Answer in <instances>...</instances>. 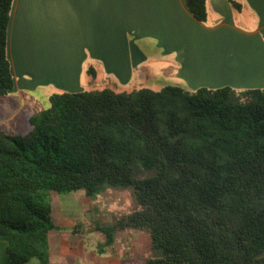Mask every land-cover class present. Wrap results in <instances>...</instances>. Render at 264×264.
<instances>
[{
	"label": "trees",
	"instance_id": "trees-1",
	"mask_svg": "<svg viewBox=\"0 0 264 264\" xmlns=\"http://www.w3.org/2000/svg\"><path fill=\"white\" fill-rule=\"evenodd\" d=\"M13 3L0 0V95L15 85ZM185 3L207 21L208 0ZM29 122L24 135L0 129V239L12 264H56L53 192L106 187L129 188L140 209L97 226L103 247L134 229L162 250L124 264H264V88L64 91ZM134 160L153 173L136 175Z\"/></svg>",
	"mask_w": 264,
	"mask_h": 264
},
{
	"label": "crops",
	"instance_id": "crops-1",
	"mask_svg": "<svg viewBox=\"0 0 264 264\" xmlns=\"http://www.w3.org/2000/svg\"><path fill=\"white\" fill-rule=\"evenodd\" d=\"M234 1L240 9L208 0L202 22L185 0H14L8 54L15 85L0 95V129L30 133V118L53 94L91 89L92 80L128 92L116 84L147 80L156 62L149 48L172 58L160 71L175 84L264 88V0ZM7 246L0 239V264H12Z\"/></svg>",
	"mask_w": 264,
	"mask_h": 264
},
{
	"label": "rangeland",
	"instance_id": "rangeland-1",
	"mask_svg": "<svg viewBox=\"0 0 264 264\" xmlns=\"http://www.w3.org/2000/svg\"><path fill=\"white\" fill-rule=\"evenodd\" d=\"M148 50L150 61L156 62L150 65L147 80H131L128 84H116L114 80L112 81L128 92L141 87L161 91L168 84L177 85L189 91L198 89H193L184 84H175L177 83L176 79L165 76L164 71H160L162 67L170 65L168 60H172V58H162L161 54L154 51L153 48ZM84 81H91V79L85 77ZM138 83H142V86L139 85L138 87ZM88 87L100 89L102 86H100L98 80H92V86ZM39 105L38 107L43 106L42 103ZM47 105L49 106V104ZM25 129L27 130V128ZM25 129L21 131L25 132ZM132 163L136 175L153 173V171H146L137 160ZM52 202L53 220L57 225V228L52 230L50 234V250L53 263H140L148 258L162 256V250L152 246L151 235L148 232L134 229L117 230L114 244L103 247L105 235L97 229V226L111 223L118 217L140 209L129 188L106 187L93 197L86 195L84 190L61 194L53 192Z\"/></svg>",
	"mask_w": 264,
	"mask_h": 264
}]
</instances>
